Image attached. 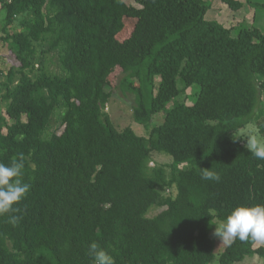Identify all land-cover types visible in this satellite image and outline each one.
<instances>
[{
	"label": "trees",
	"instance_id": "1",
	"mask_svg": "<svg viewBox=\"0 0 264 264\" xmlns=\"http://www.w3.org/2000/svg\"><path fill=\"white\" fill-rule=\"evenodd\" d=\"M137 2L0 0L3 40L17 62L2 84L0 163L22 154L31 185L17 205L20 222L0 216V264H92L93 242L116 264L264 260L251 238L216 254L210 235L233 208L264 204V160L234 138L255 111L264 137V107L256 110L264 31L241 24L233 35L206 19L205 0ZM44 45L60 73L31 77ZM116 88L133 96L132 120L145 136L105 113ZM187 90L190 105L177 100ZM55 115L60 133L49 131ZM162 154L170 162L150 166ZM207 169L219 182L202 179Z\"/></svg>",
	"mask_w": 264,
	"mask_h": 264
},
{
	"label": "rangeland",
	"instance_id": "2",
	"mask_svg": "<svg viewBox=\"0 0 264 264\" xmlns=\"http://www.w3.org/2000/svg\"><path fill=\"white\" fill-rule=\"evenodd\" d=\"M208 4H210V9L207 12L208 17L207 20H211V18H215L219 12L218 6L220 5V0H205ZM255 1H264V0H255ZM125 4L129 6H133L136 8H139L140 5L138 4L137 0H124ZM262 15L264 17V8H258L257 9V16ZM226 19L231 22V18L226 16ZM259 17H257L256 20H258ZM261 19V18H260ZM2 20V13L0 11V22ZM248 20L249 23L252 22L251 17ZM232 24H237V21L232 22ZM250 27H258L262 31H264V21L261 20L258 23L254 24H247ZM10 31H12L10 29ZM233 35L237 34V30L232 31ZM4 33L1 30V23H0V115L4 116L7 119V116L5 114V108L6 103L3 100V95L5 93V90L3 89V81L5 80L4 77L8 71V69L17 64L14 57L11 55L9 51V45L6 41L3 40ZM33 72L31 73V77H35L38 75L39 72L44 71L47 74L50 75H56L60 73L57 55L54 52H48L47 46L44 45L43 47H37L36 48V54L33 58ZM178 87H181V83L178 80ZM191 91L187 90L184 94H180L177 98L178 101L185 102L186 104H191ZM134 105L133 96L129 93H123L121 89L116 88L113 93V97L111 98L109 104L104 109L105 113L111 118V121L117 125L120 128H124L126 126H131L133 129L140 135H146V130L143 129L140 125H137L132 120V107ZM264 107V97L260 99V103L258 104V108L256 110H261ZM258 112L255 111L250 116V123L245 126L244 128L240 129L235 134V139L240 140L242 143L246 144V138L249 135H257L258 137H263L261 132L259 131L258 124L259 121H256V116ZM163 119V114L155 115L150 122V126L154 124H159L160 121ZM56 130L58 133L62 131V128H58V115H55L50 123L49 131ZM5 132V130H3ZM164 155V154H162ZM156 156L155 160L150 163V166L152 165H158V164H168L170 160L168 159V156ZM168 157V158H167ZM158 212V209H151V211L148 213L150 215H154ZM221 222H215L214 226L211 230V237H214L216 240V247L218 251L216 254H219L225 245L229 244L231 241H225L220 240L218 237L214 235V229L215 226H218ZM260 246H264V243L256 242L254 244V248H258ZM236 264H264V260L260 258L257 255H254L252 257H246L242 262L236 263Z\"/></svg>",
	"mask_w": 264,
	"mask_h": 264
},
{
	"label": "clouds",
	"instance_id": "3",
	"mask_svg": "<svg viewBox=\"0 0 264 264\" xmlns=\"http://www.w3.org/2000/svg\"><path fill=\"white\" fill-rule=\"evenodd\" d=\"M246 150L254 157L264 160V137L249 135L246 138ZM24 157L19 155L10 164L0 163V216L7 215L13 226L22 219L19 205L30 191L31 185L24 182ZM202 179L219 182L220 175L211 170H202ZM214 235L220 240H252L264 243V204L251 206L240 205L233 208L230 214L218 226ZM88 255L92 264H116L109 251L93 242L89 245Z\"/></svg>",
	"mask_w": 264,
	"mask_h": 264
},
{
	"label": "crops",
	"instance_id": "4",
	"mask_svg": "<svg viewBox=\"0 0 264 264\" xmlns=\"http://www.w3.org/2000/svg\"><path fill=\"white\" fill-rule=\"evenodd\" d=\"M254 3H258V4H264V1H255L252 0ZM219 12L218 15L215 18H211V20H216L218 23H220L221 25H223L226 28H232V29H236V27H238L241 24H254L260 22L261 20L264 21V17L262 15L257 16V9L250 7L249 5H247L246 3H242V7L237 10V11H233L231 10L224 2H222V0H220V5L218 6ZM232 19L231 22L228 21L226 19V16H228ZM208 17V13L206 15V18ZM251 17L252 22L249 23L248 20ZM257 17H259L258 20ZM261 18V19H260ZM236 22L237 24H232V22ZM258 28V27H256ZM260 31H262L260 28H258ZM233 31V30H232Z\"/></svg>",
	"mask_w": 264,
	"mask_h": 264
}]
</instances>
